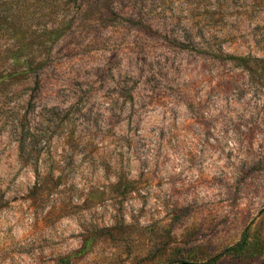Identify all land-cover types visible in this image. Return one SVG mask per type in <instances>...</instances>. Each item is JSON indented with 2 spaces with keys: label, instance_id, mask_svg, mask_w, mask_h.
Wrapping results in <instances>:
<instances>
[{
  "label": "rangeland",
  "instance_id": "1",
  "mask_svg": "<svg viewBox=\"0 0 264 264\" xmlns=\"http://www.w3.org/2000/svg\"><path fill=\"white\" fill-rule=\"evenodd\" d=\"M61 258L264 264V0H0V264Z\"/></svg>",
  "mask_w": 264,
  "mask_h": 264
},
{
  "label": "trees",
  "instance_id": "2",
  "mask_svg": "<svg viewBox=\"0 0 264 264\" xmlns=\"http://www.w3.org/2000/svg\"><path fill=\"white\" fill-rule=\"evenodd\" d=\"M246 244H247V239L244 236L236 245L229 247L226 251L228 253L240 252L245 248ZM58 264H69V261L66 258H61V259H59ZM182 264H186V262H182ZM200 264H205V263H200Z\"/></svg>",
  "mask_w": 264,
  "mask_h": 264
}]
</instances>
